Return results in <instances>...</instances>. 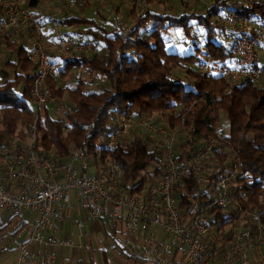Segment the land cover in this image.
Here are the masks:
<instances>
[{
	"label": "trees",
	"instance_id": "1",
	"mask_svg": "<svg viewBox=\"0 0 264 264\" xmlns=\"http://www.w3.org/2000/svg\"><path fill=\"white\" fill-rule=\"evenodd\" d=\"M154 1L149 0V3ZM39 2L27 0L26 7L36 8ZM135 5L132 14L136 20L128 33L111 35L104 30L97 37L105 44L103 57L76 55L65 58L58 76L48 80L53 95L68 97L73 111L65 114V124L52 118L48 107L38 126L35 147L41 153L57 154L65 161L81 147L86 148L90 155L102 149L122 170L124 190L136 192L146 189L154 177L160 176L164 149L150 139L134 134L131 142L120 141L112 151H108L106 143L115 128V111L144 115L159 112L166 120L164 125L167 128L183 126L188 139L175 146L179 159L190 155L200 140L214 135V130L220 125V113H226L229 124L226 136L228 154L216 155L215 169L231 168L233 159L228 160L231 156L239 158L241 167L234 178L233 199L236 206L214 210L216 229L210 240V250L217 257L215 251L220 247L227 248L231 243L242 215L250 220L256 216L259 220L248 223V229L256 231L258 224L264 225V82L259 85L257 81H248L232 86L223 77L202 75L198 69L201 60L197 54L182 56L168 49L167 33L170 29L181 27L187 30L188 35L191 33L190 28L194 25L187 23L188 16L170 17L150 11L138 16ZM228 11L253 21L257 12L264 16V0H246L235 4H231L230 0H217L206 15L198 16L199 25L204 27L209 38L205 45L208 48L206 55L220 63L233 56L234 44L230 48L220 42L222 36L233 35L220 24ZM214 17L220 20L213 21ZM68 22L76 24L82 21L72 18ZM148 22L153 23L150 29L145 28ZM261 22L257 24L264 29L263 19ZM6 45L17 57L15 63L9 64L21 73L14 80L0 78V156L2 150L10 146L18 131V123L22 121L26 127L35 115L31 104V72L35 65L26 57V49L16 41L9 40ZM195 50L201 51V48L195 46ZM74 67L88 70L90 76H103L107 83L98 91H87L84 79L78 80L76 88L59 87L58 81ZM174 67L181 68L188 80L175 75ZM258 69L264 76V67L258 66ZM19 81L24 83L22 94L15 86ZM19 134L23 135V131ZM214 178L207 180L192 174L184 177L176 190L183 214L188 213L194 202L210 201L209 194L214 192L215 187ZM1 225V229L7 227L6 222H1Z\"/></svg>",
	"mask_w": 264,
	"mask_h": 264
},
{
	"label": "built area",
	"instance_id": "2",
	"mask_svg": "<svg viewBox=\"0 0 264 264\" xmlns=\"http://www.w3.org/2000/svg\"><path fill=\"white\" fill-rule=\"evenodd\" d=\"M74 4V0L71 1L70 5ZM1 5L0 37L9 31L18 36L26 24L32 23L38 38L26 50V57L35 65L31 92L35 120L27 129L29 142L22 148L4 149L0 156V211L19 219L12 235L17 252L13 264H56L54 247L57 243L49 235L64 224L72 194L91 219L121 220L128 238L143 235L141 255L145 264H182L178 255L184 256L189 264H264V261L254 263L252 260L253 253L264 251L263 224H258L256 231L236 229L231 243L219 257L213 256L210 250V235L216 229L214 210L236 206L234 178L241 167L239 158L235 157L231 168L215 169L216 155L226 154L227 148L226 136L217 130L214 135L200 140L190 155L179 159L175 152L177 134L172 129L159 126L144 114L115 111V128L106 143L108 151L120 141L127 143L126 138L132 134L154 136L166 149L161 177L136 192L124 190L122 170L102 149L90 155L81 147L68 161L57 154L39 152L35 147L38 122L49 106L59 103L48 80L58 76L65 58L96 50L90 39L82 41L60 31L54 17H50L55 25L52 38L44 43L43 24L36 20L30 8L18 6L11 0H2ZM148 6L149 0H140L138 16L144 15ZM220 24L236 34L233 57L220 63L206 56L198 64L200 73L223 77L232 86L260 80L258 49L264 43V29H257L252 20L235 13L222 18ZM60 110L64 114L73 111L67 104ZM187 174L207 180L214 176L215 187L209 194V202L192 203L185 215L179 208L176 190ZM75 224L83 226L79 220ZM158 228L165 235L160 244L154 242V235L150 233ZM59 245L68 246L70 242L66 239Z\"/></svg>",
	"mask_w": 264,
	"mask_h": 264
},
{
	"label": "rangeland",
	"instance_id": "3",
	"mask_svg": "<svg viewBox=\"0 0 264 264\" xmlns=\"http://www.w3.org/2000/svg\"><path fill=\"white\" fill-rule=\"evenodd\" d=\"M16 5L21 6L23 8V5L26 4V2L23 4V0H11ZM46 0H40L38 4V9L41 11L49 12L50 17H55V22L59 24V20H65L69 18H76L81 19L82 22L76 23L75 25H72L70 27H66L67 32L72 33L74 36H76L78 39L82 41H86L87 39H90L91 42L94 44L95 53H87L82 52L78 54H73L69 56L68 58H71L73 56H82L85 58H91L94 55H99L103 57L106 53L105 44L101 41H98V36L102 34L104 30L106 32H109V34L114 35V33H121L125 32L128 33L130 28L135 23V16H132V12L134 11V5L136 2V12L139 15L140 9H139V3L140 0H74V5L71 6L70 3L73 0H49V4L45 6L44 2ZM238 1L245 2L246 0H230L231 4H235ZM153 3V2H152ZM217 0H161L157 1L153 4L149 3L148 11L153 14L157 15H165L170 17H181V16H188L187 23L191 26L189 35L187 34V30L179 27L176 30V39L177 43L172 45L171 47H168L169 51L177 50L181 55H187L189 53L194 52L197 54L200 58V60H203L206 56V53L208 52V48H206V43L209 40L208 36L206 35L205 29L203 26L199 25V17L206 15L208 9L213 5L216 4ZM37 9V8H36ZM2 12V11H1ZM0 12V14H1ZM229 12V11H228ZM227 12V13H228ZM262 14L256 13L255 17L253 19L260 20L263 19L264 22V16H261ZM35 16V15H34ZM50 17L47 19L50 23H48V27L51 28L52 22L50 21ZM263 17V18H261ZM261 18V19H260ZM220 18L214 17L213 21H219ZM42 23V21H39ZM30 25V27H33L32 23L26 24ZM25 26V27H26ZM151 28V27H150ZM148 28V29H150ZM33 29V28H32ZM147 29V28H146ZM228 31V30H227ZM64 32V31H62ZM229 32V31H228ZM231 33V32H229ZM234 35V34H233ZM6 36V35H5ZM4 36V37H5ZM4 37H0V40L4 39ZM36 37V36H35ZM167 37L169 38V35L167 34ZM37 38V37H36ZM236 36L234 35L233 38H228L225 36H222L220 39V42L226 44L227 47H229L231 44H234L236 41ZM26 48L28 47V44L23 43ZM22 46L21 44H19ZM195 46L201 48V51L195 50ZM258 55H259V62L257 65L259 67H264V43L261 45V47L258 49ZM16 62L17 57L16 55H11V51H9L6 48L0 49V78L2 80H14L17 78V74H20L21 71L13 67L10 63V61ZM64 61L61 62L59 69L62 68V64ZM175 75H180L181 79L188 80V78L183 74L182 69L178 67H174ZM261 74V73H260ZM79 79H84L87 83L86 90L87 91H98L102 86H104L107 81L103 76L96 77L95 74L92 76L89 75L88 70L84 68H77L74 67L71 69L70 73L64 78L60 79L58 86L64 87V88H76V84L78 83ZM256 82V81H255ZM261 82V83H260ZM264 82V76L261 74L260 80H258L256 83L261 85ZM99 86H97L98 84ZM231 85V84H230ZM15 86L16 90L19 94H22V91L24 89V83L23 81H19ZM55 99L59 101V103L55 107H49V112L52 118L60 120L67 123L66 121V115L60 110L62 105H68L72 108L70 101L68 100V97H56ZM54 106V105H53ZM162 114L159 112H151L148 113L147 116L150 117L152 121L157 123L159 126H163L167 128V125H164V122L166 120L161 116ZM221 121L220 125H218L216 128L217 131H222L223 136H227L229 134V124L227 120V115L224 112L220 113ZM35 116L33 117L32 122L28 126H24L23 122L20 121L18 123V131L14 138L10 141V146L5 150H12L15 148H22L27 144L29 141L30 134L28 133L27 129L34 123ZM42 122V119L38 122L39 124ZM174 128V127H173ZM1 129V127H0ZM183 126L176 127L172 129L177 134V144L183 143V141L188 139V135L183 130ZM23 131V135L19 134L20 131ZM37 136H38V130H37ZM139 136V135H138ZM135 135H129L126 138V142H131L134 139ZM146 139H150V141L155 142L157 145H161V147L164 149L163 152V158L166 157V149L164 147V143H159L158 139L151 135H145L143 136ZM152 139V140H151ZM38 143V141L36 142ZM187 151L190 150V148H186ZM4 151V149H3ZM226 154H228V149L225 148ZM234 156H231L228 160L234 159ZM1 163V162H0ZM225 165H227V162H225ZM163 168V166H161ZM161 175V173H160ZM153 178V181H151L150 184H152L154 181L159 179ZM152 177H150L151 179ZM149 184V185H150ZM146 185L145 188L149 186ZM245 215V214H244ZM244 215H242V218L240 221H238L237 224L241 225L242 227H245L250 222L257 223L259 220L255 218L248 219L247 217L243 218ZM11 221L9 222V220ZM1 222H6L7 227L5 229H1L0 227V237L5 236L9 239L11 235L13 234L14 227L16 224H18L19 219H15L12 217L11 213H6L4 211H0V225ZM2 226V225H1ZM211 238H213V235L215 233V230L212 232Z\"/></svg>",
	"mask_w": 264,
	"mask_h": 264
},
{
	"label": "crops",
	"instance_id": "4",
	"mask_svg": "<svg viewBox=\"0 0 264 264\" xmlns=\"http://www.w3.org/2000/svg\"><path fill=\"white\" fill-rule=\"evenodd\" d=\"M157 1L161 0H155L153 3ZM167 1L168 0H166V2ZM25 2L27 4V0H23V4ZM26 4L23 6L26 7ZM44 4L45 6L46 4L48 5L49 0H46ZM36 8H32L31 10L35 15L36 20L42 21L44 33L42 41L47 43L52 38L51 35L55 25L52 23L51 28L48 27V23L50 22L47 19L50 17V11L47 13L46 11L43 12L38 9V6ZM229 13L232 12H228V14ZM70 19L72 18L58 21L60 24V31L67 32L66 27L75 25L68 22ZM253 21H255V26H257V29L262 28L258 25L260 20L253 19ZM152 26L153 23L148 22L145 25V28L148 29ZM32 28L33 27H30V25H27L18 36L13 35V33L9 31L4 39L0 40V49L6 48L11 51L6 45L7 41L9 40L16 41L26 50L30 49L38 40V38L35 37V33ZM176 32V30L170 29L167 33L169 35V47L177 43ZM234 35L236 36V34ZM234 35H230L228 38H233ZM23 43L28 44V47L26 48ZM231 46H233V44H231L229 47L231 48ZM171 52L180 54L177 50L173 49ZM193 53L194 52L189 54ZM11 55L15 54L11 51ZM10 62H12V60ZM55 106L56 105H51L49 107ZM65 213L64 224L57 232L49 235V238L53 239L57 243V245L54 247L55 251L57 252L56 264H145L141 255V247L144 241V236L134 235L133 237L128 238L125 234V225L121 220L110 222L106 219H91L88 212L80 207L74 194L71 195V201ZM27 218L28 217L26 216V219ZM76 220L81 221L83 226L79 227L76 225ZM237 226L241 231L248 229L246 227L247 225L242 228L240 224H237ZM150 233L154 235V242L156 244L162 243L165 239V235L160 228L152 229ZM12 235L9 237V239L5 236L0 237V264H13L17 259L16 247L13 242ZM66 239L70 242V245L60 246L59 243ZM225 250L226 247H220V249L215 251L217 257L225 252ZM177 258L182 264H189L184 256L178 255ZM252 260L254 263L264 261V251L253 253Z\"/></svg>",
	"mask_w": 264,
	"mask_h": 264
}]
</instances>
